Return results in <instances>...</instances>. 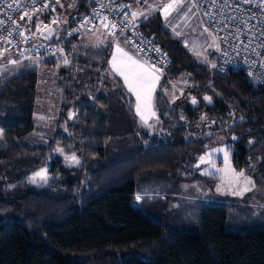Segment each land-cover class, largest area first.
I'll return each instance as SVG.
<instances>
[{"label":"trees","instance_id":"obj_1","mask_svg":"<svg viewBox=\"0 0 264 264\" xmlns=\"http://www.w3.org/2000/svg\"><path fill=\"white\" fill-rule=\"evenodd\" d=\"M94 1L79 0L74 13ZM137 21L167 58L154 93L153 129L163 137L138 125L134 98L109 73L111 43H80L84 29L61 42L68 64L53 54L0 73V264H264V202L250 203L264 194V84L254 88L241 71L196 60L159 11ZM40 71L55 72L56 116L39 130ZM181 76L190 85L169 101L162 88ZM57 148L80 164L65 166ZM220 148L251 177L248 197L192 198L176 228L141 211L145 201L182 197L181 184H215L216 172L195 166ZM47 166L57 175L52 184L27 181Z\"/></svg>","mask_w":264,"mask_h":264},{"label":"built area","instance_id":"obj_2","mask_svg":"<svg viewBox=\"0 0 264 264\" xmlns=\"http://www.w3.org/2000/svg\"><path fill=\"white\" fill-rule=\"evenodd\" d=\"M125 1L95 0L87 11L74 14L69 22L60 24L59 28L56 29L58 31L57 41H49L37 33V25H40L41 30H43L44 24L50 26L53 20L58 21L60 11L58 10V3L55 0H36L35 9H43L42 11H35L32 8L31 0H23L20 8H15L16 3L20 2V0H4V3L0 4V20H4L6 23L0 24V37H6L8 35V32L4 31L5 28L9 31L12 30V21L18 22L20 29L12 32V37H10L12 39L11 44L4 43V40L0 39V48L4 46L13 48L18 51L23 59L48 57L58 52L61 48V42L67 37L78 33L82 29L94 28L96 24L101 22L99 19L100 16H107L110 21L120 22L127 15V20H123V23H120L119 27L114 30L121 33L120 29L124 28V23L132 19L129 9L120 7L121 5H127ZM195 2L196 0H192V3ZM7 3H12L13 8H7ZM46 3L49 4V7L44 8L43 5ZM24 5H27V7ZM197 8L203 14L204 10L209 8L208 0H203L202 5ZM248 9H251V12L247 11ZM210 11L221 21V24L217 25V27H223L226 24L228 25L229 31H232L235 25H240L241 19L248 21V25H242L244 30L239 34L240 41H242L241 47L237 49L235 43L231 41L221 44V50L217 51L215 55L214 64L216 67L214 69L220 72L229 70L241 71L247 76H250L249 73H251L252 86L254 88L262 86L264 84V67H261V61H264V49L259 48L258 45L261 41H264V37L259 35V32L264 29V10L260 7V0H256V2L250 4H243L239 10H236V8L223 9V14H220V9L217 8H211ZM25 12L28 13V16L32 17L31 21H29L28 16H24ZM252 13H256V15L253 16ZM228 15L240 17L241 19L227 21L225 17ZM21 16H24V19H21ZM84 17H88L90 22L83 23ZM205 23L212 31L209 22L205 21ZM249 26H254V28L249 31ZM72 29H76V31L69 35L68 33ZM20 30H23L26 35L30 36V39H21L17 34ZM121 34L124 35L126 40L131 37L132 43L128 44L136 52L140 51V55L149 64H155L162 72L164 71L167 65L165 54L155 45L152 36L146 35L139 30L138 21H135V27L129 24ZM225 34L224 32L219 33V35ZM249 38L252 39V47H255L262 55L257 56L251 49L243 47L244 44L249 42ZM153 48H158L159 52L153 51ZM25 49L27 51H23ZM22 52L23 54H21ZM253 61L256 63L253 64Z\"/></svg>","mask_w":264,"mask_h":264},{"label":"snow or ice","instance_id":"obj_3","mask_svg":"<svg viewBox=\"0 0 264 264\" xmlns=\"http://www.w3.org/2000/svg\"><path fill=\"white\" fill-rule=\"evenodd\" d=\"M56 3H59V0H55ZM141 0H136V3L139 4ZM147 0H145V3ZM256 0H208L209 3V8L205 9L203 12L204 19L200 20V25L203 27L205 21L209 22V25L212 29V31L209 30V27H203V33H207L209 37H211L212 43L208 45L209 48H214L216 51L221 50V44L223 43H229L234 42L235 47L239 49L242 45V41H240L239 34L244 30L242 25H248L247 20H243L240 17H234L231 15H228L225 17L227 21H235L237 19H241L240 25H235L232 31H229L228 25H224L223 27H217V25L221 24V21H219L214 13L210 11L211 8H217L220 9V14H223V9H231V8H236V10L240 9V6L243 4H250L254 3ZM4 0H0V4H3ZM23 3V0H20V2L16 3L15 8H20L21 4ZM35 3L36 0H31L32 8L35 11H42L43 9H35ZM203 3V0H196L195 3H192V0H169L168 3L163 4L161 7L159 4L153 5L149 4L147 7V11H133L131 12V20H128L127 23H124V28H127L129 24H131L133 27H135V21H137L140 18L143 19H148V16L156 11H159L161 15L167 19L170 14L173 12L176 13H184V17L187 18L189 13L195 14L192 10L196 9L198 6H201ZM27 7V5H24ZM62 6V5H61ZM222 6V7H221ZM44 8L49 7V4H44ZM103 7V5H102ZM120 7H123L125 9L129 8V5H121ZM260 7L262 10H264V0H260ZM7 8H13L12 3H7ZM188 8L189 12H184V9ZM53 10H55L53 8ZM95 11V9H93ZM247 11L251 12V9H248ZM243 15V14H242ZM253 16L256 15V13H252ZM24 16H28V13L25 12ZM24 16H21V19H24ZM11 19V18H9ZM29 21H31L32 17L28 16ZM99 19L101 20V23L104 28L109 30V33L111 35H115L114 30L119 27L120 23H123V20H127V15L123 18L122 21L116 22V21H110L107 16H100ZM90 20L88 17L83 18V23H89ZM6 21L0 20V24H5ZM53 24L58 23L57 20L52 21ZM44 28L47 29V34L44 33V31L41 30L40 25H37V33H39L41 36H43L45 39L55 35V30L51 29L49 25L44 24ZM124 28H121L120 31L123 33ZM254 26H249L248 30L251 31ZM20 29V25L16 21H12V30L9 31L7 28L4 29V31L8 32V35L6 37H0V39L4 40V43L11 44L12 39V32L17 31ZM76 29H72L71 32L68 34L71 35L72 32H75ZM195 31V29H193ZM224 32L226 33L225 35H219V33ZM18 36L23 39V40H28L30 39V36L26 35L23 30L18 31ZM176 35H181L179 32L176 33ZM259 35L261 37H264V29H262L259 32ZM99 43H103V41H99ZM124 43H132L131 37L128 38V40H125ZM150 43V42H149ZM136 46V45H134ZM243 47L251 49V51L257 55L260 56L262 53L258 52L255 47H252V39L249 38V42L247 44H244ZM259 48L264 49V41H261V43L258 45ZM199 48V45H197L195 42H193V48H191V51H194V54L196 55L197 58H202V62L207 61V55H205V52L196 50ZM153 51L159 52L158 48H153ZM23 51H27L26 49ZM58 51L63 52V49H59ZM116 52L121 53L125 60H122L121 63H117L116 61V55L115 53L113 54V60L110 61L112 65V70L116 72L118 75L122 76L124 79V83L127 85L129 92L134 93L136 96V105H135V112L136 115L140 117V121L142 122V125L148 129H152L154 125L150 123V120L155 118L156 122L159 123V117L156 116V112L153 107V92L155 91L156 85L159 82L161 75L163 74L161 69L157 68L155 64H150L149 62L145 59L143 63L140 61L133 59L132 56L128 55V53L120 47V42L119 40L117 41L116 44ZM23 54V52L21 53ZM140 51L137 52V55H140ZM4 55V52H0V56ZM166 55V54H165ZM40 59H43V57H40ZM20 61L18 60H9L8 64H14L18 65ZM64 63L68 64L69 61L65 57ZM253 64L256 62L253 61ZM148 65V66H146ZM212 68H215L216 65L212 64ZM261 67H264V61H261ZM222 70V69H221ZM251 76L252 74L249 73ZM173 88H175V85H173ZM175 99V96L173 97ZM205 101L211 102V97L210 96H204L203 98ZM192 104L195 105L198 103L195 97L192 98ZM75 113L70 112L69 113V119H72ZM43 119V118H41ZM183 119V117H181ZM202 120L205 119L204 116L201 117ZM0 134H2V129H0ZM151 134V133H149ZM233 139H236V137H233ZM249 143H253V141H249ZM56 152H59L63 154L64 150L62 148H57L55 149ZM213 152L215 151H224V149H212ZM228 158V153L225 151V159L227 161ZM65 162L67 166H72V165H79L80 160L79 158L73 153L71 155H65L64 156ZM202 164H209L211 165V157L209 153H205V155H202L199 157V162L195 166L197 168L200 167ZM214 166V165H212ZM217 171H221L220 169H217ZM48 169L47 167L40 169L39 171H36L33 173L32 176L28 178L30 183H37V178H39V181L42 183H48L49 181V176H48ZM202 174H207V169H204ZM228 179H227V184L229 187L227 188V192L231 195H243L245 192L251 191V187H242L239 191L235 190L231 185L233 184H239L241 181V178L244 179L245 185L252 184V181L249 180L247 177H244L243 170L239 173H236L234 170H229L228 173ZM254 186V185H253ZM185 188L189 187L188 185H184ZM192 187H196L195 185ZM217 192L224 193L225 188L222 187V185H217L216 188ZM136 200L140 201L141 197L139 195L136 196Z\"/></svg>","mask_w":264,"mask_h":264},{"label":"rangeland","instance_id":"obj_4","mask_svg":"<svg viewBox=\"0 0 264 264\" xmlns=\"http://www.w3.org/2000/svg\"><path fill=\"white\" fill-rule=\"evenodd\" d=\"M79 0H63V2L59 1L58 6L60 8V13L63 17H72L73 11H75V8L77 6ZM169 1V0H167ZM159 3H162L161 1ZM165 4V3H163ZM62 5V6H61ZM163 6V5H162ZM161 6V7H162ZM195 14L189 13L188 17H184V13H176L173 12L169 15L166 21L167 28L177 37H180L182 40L183 45L188 49V51L193 55V57L198 60L201 63L207 64L211 67L212 64H214L215 55L217 54V51L214 48H209L208 45L212 43L211 37L207 35V33H203V27H208L206 23H204L203 27L200 25V20L204 19L203 14L198 10V8L192 10ZM184 12H189L188 8L184 9ZM162 16V15H161ZM195 29V31H193ZM210 30V29H209ZM211 31V30H210ZM179 32L181 35H176V33ZM193 42H195L197 45H199V48L196 50L205 52V55H207V61L202 62V58H197L194 54V51H191L190 49L193 48ZM0 52H4V55L0 56V73L2 74H13L19 71L21 68H23L24 64H34L40 59H31L28 61H21L18 57V54L11 48H0ZM56 58L59 61V64L64 63V51L60 52L58 51L55 54ZM18 60L20 63L18 65L14 64H8L9 60ZM122 62V61H121ZM109 73L112 76L119 77L126 88V90L129 92L127 85L124 83V79L122 76L118 75L116 72L112 70V65L109 62ZM54 74L53 71H46L41 73L40 71V78L38 80L37 89L39 92V95H41V98L38 101V109L37 112L34 115V122L35 127L40 129H48V127L53 125V120L56 116V99L53 97L52 92L54 90ZM162 76V75H161ZM161 79V78H160ZM173 85H175V88H173ZM190 85L189 80L186 76H181L178 80L172 81V84L170 83L168 87L162 88V92L165 94V96L168 98L169 101H173V97L178 96L180 93H183V90L186 89L187 86ZM159 84L156 85L155 90L158 88ZM132 97L134 98V104L136 101V96L134 93L129 92ZM154 97V92H153ZM154 107V105H153ZM134 108V106H133ZM154 110L156 112V116H158V111L154 107ZM43 118V119H41ZM137 123L138 125L148 130V133H155L158 137H163L161 134V131H155L153 128L148 129L142 125V122L140 121V117L136 115ZM155 118L150 120V123H156L154 122ZM153 124V125H154ZM51 127V126H50ZM67 132V129H65ZM223 149V148H220ZM225 148L224 151L221 152V155H223V158L220 154L214 155L212 158H216L214 162L219 163L220 165H216L217 163H213L214 166L210 165L208 166L210 169H207V166L204 167L205 164L200 165L199 172L202 173L204 169H207V173L213 172L212 168L216 171V174L219 176L218 181H216L215 184H208L205 182H202L199 186L198 183L196 187H192L190 184L189 187L185 188L184 185L188 184H181L179 185L178 191H176V194L181 195L182 197L178 196H170V198L166 201H162L163 203L159 204L153 200L145 201V204H143L141 207V211L149 215L151 218H153L155 221L161 223L166 228H176L178 227L179 220L184 217H186V208L189 205H193L194 199L192 198H203L206 200L210 199H219L222 200L228 198L232 201H242L244 198L248 197L251 191L245 192L243 195H231L227 192V188L229 185L227 184L228 179V171L234 170L236 173L241 172L242 170H236L232 162L229 158H227V161L225 159ZM220 152V151H219ZM59 153V152H57ZM62 156V162L65 166H67L64 156L65 155H71L66 154L63 152V154L59 153ZM222 158V159H221ZM222 162V163H221ZM76 166V165H72ZM69 167V166H68ZM71 167V166H70ZM203 167V168H202ZM45 168V167H43ZM42 169V168H41ZM48 169V166H47ZM217 169H220L221 171H217ZM40 170V169H39ZM37 170V171H39ZM36 171L32 172L30 175L27 176V181L29 182L28 178L33 175ZM244 177H247L249 179L250 176L246 172H244ZM48 176L49 181L48 183H42L39 181V178H37V183L34 185L36 186H42V185H48L52 184L54 180L57 178V175H53L48 170ZM251 179V177H250ZM33 184V183H32ZM57 186V184H55ZM211 185V186H210ZM217 185H222V187L225 188V192L222 194L220 192L216 191ZM251 184L245 185L244 179L241 178V181L239 184H233L231 187H233L235 190L239 191L242 187H250ZM194 186V185H193ZM252 189V187H251ZM138 194H136L137 196ZM187 196V197H186ZM250 203L256 204L261 203L260 205H263L264 202V194L260 195H254L250 196ZM263 201V202H262ZM207 202V201H203ZM134 204L139 205V201L136 200V197L134 199Z\"/></svg>","mask_w":264,"mask_h":264},{"label":"crops","instance_id":"obj_5","mask_svg":"<svg viewBox=\"0 0 264 264\" xmlns=\"http://www.w3.org/2000/svg\"><path fill=\"white\" fill-rule=\"evenodd\" d=\"M160 1L162 3H159ZM125 2H126L127 5L130 6L128 9H129V11L131 13L133 11H137L138 9L141 10V11H145L146 12L147 11V7H148L149 4H153V5L159 4L160 6H162L163 3H168L169 1H167V0H147V2L145 3V0H141V2L139 4L136 3V0H126ZM73 13H74V11H73ZM74 14H73V16H74ZM60 16H61L60 17V20L63 23L67 22L70 18L73 17V16L72 17H63L62 14H60ZM162 18H164V17L162 16ZM114 32H115V35L114 36L111 35L109 33V30L106 29V28H104L103 25H102V23L99 22L98 24H96V26L94 28L89 29V30L88 29H84V30L81 31V33L79 34V38H80V41H81L80 43H82L84 45H90V46L97 47L99 41H103V43H99V46L105 44L106 42H110L111 43V50H112L111 51V56H110V61L113 60V54L115 53V55H116V61L119 64V63H121L122 60H125L126 59V58H124L122 56L121 53H117L116 52V44H117V41L119 40L120 47H122L128 53V55L132 56L133 59H136V60L140 61L141 63H143V61L145 60V58H143L141 55H137V52L128 43H124V41L126 40L125 37H124V35H122L119 32H116V31H114ZM33 59H36L37 60L39 58H33ZM21 61H23V60H21ZM23 62H25V61H23ZM146 66H148V65H146ZM170 83L172 84V81ZM158 84H159V82L157 83V85ZM155 91H154V93H155ZM180 95H181V93L178 96H180ZM178 96H176V97H178ZM135 105H136V101H135V104H134V112H135ZM153 105H154V97H153ZM135 114H136V112H135ZM154 122H156V120ZM156 124H157V122L154 124V126ZM221 152L222 151H220V152L218 151L217 153L215 152L213 155L212 154L210 155V157H211V165H210V168L213 165V163H217V162H214V160L216 158H212V157L214 155H216V154H220L221 155ZM227 153H228V158H229L230 154H229V152H227ZM221 156L223 158V155H221ZM216 165H220V164L217 163ZM205 166H207V169H210L208 167L209 164H205L204 167ZM212 169H213L212 170L213 172H216L214 170V168H212ZM249 180L252 181V179H250V177H249ZM250 187H252V184L250 185Z\"/></svg>","mask_w":264,"mask_h":264},{"label":"water","instance_id":"obj_6","mask_svg":"<svg viewBox=\"0 0 264 264\" xmlns=\"http://www.w3.org/2000/svg\"><path fill=\"white\" fill-rule=\"evenodd\" d=\"M59 26H60V23L58 22V23H56V24H51L49 27L51 28V29H54V30H56V29H58L59 28ZM42 31H44V33L45 34H47V29H43ZM47 39H52V36L51 37H49V38H47ZM247 81L249 82V83H251L252 82V76H247ZM204 96H207V95H204ZM204 96H203V98H204ZM206 103H209L208 101H205Z\"/></svg>","mask_w":264,"mask_h":264},{"label":"bare ground","instance_id":"obj_7","mask_svg":"<svg viewBox=\"0 0 264 264\" xmlns=\"http://www.w3.org/2000/svg\"><path fill=\"white\" fill-rule=\"evenodd\" d=\"M60 1V0H59ZM57 35H58V31L57 30H55V35H53L52 36V39H55V37H57ZM52 39H47V40H49V41H52ZM4 47H6V46H4ZM3 48V47H2ZM6 48H10V47H6ZM61 49V48H60ZM57 53V52H56ZM18 57L21 59V60H23V61H28V60H31V59H23V58H21V56L18 54ZM35 58H39L40 59V57H35ZM45 58V57H44ZM33 59V58H32Z\"/></svg>","mask_w":264,"mask_h":264}]
</instances>
